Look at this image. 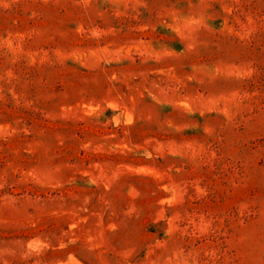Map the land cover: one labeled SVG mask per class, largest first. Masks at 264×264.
I'll list each match as a JSON object with an SVG mask.
<instances>
[{"label":"rangeland","instance_id":"374dc122","mask_svg":"<svg viewBox=\"0 0 264 264\" xmlns=\"http://www.w3.org/2000/svg\"><path fill=\"white\" fill-rule=\"evenodd\" d=\"M0 264H264V0H0Z\"/></svg>","mask_w":264,"mask_h":264}]
</instances>
